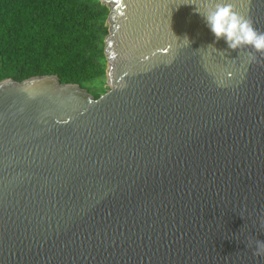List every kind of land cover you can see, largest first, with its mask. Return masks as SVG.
<instances>
[{
	"label": "water",
	"instance_id": "1",
	"mask_svg": "<svg viewBox=\"0 0 264 264\" xmlns=\"http://www.w3.org/2000/svg\"><path fill=\"white\" fill-rule=\"evenodd\" d=\"M99 1L107 93L0 82V264H264L247 246L264 241V56L215 42L208 0ZM230 2L264 32V0Z\"/></svg>",
	"mask_w": 264,
	"mask_h": 264
},
{
	"label": "trees",
	"instance_id": "2",
	"mask_svg": "<svg viewBox=\"0 0 264 264\" xmlns=\"http://www.w3.org/2000/svg\"><path fill=\"white\" fill-rule=\"evenodd\" d=\"M110 12L99 0H0V82L57 76L100 98Z\"/></svg>",
	"mask_w": 264,
	"mask_h": 264
},
{
	"label": "clouds",
	"instance_id": "3",
	"mask_svg": "<svg viewBox=\"0 0 264 264\" xmlns=\"http://www.w3.org/2000/svg\"><path fill=\"white\" fill-rule=\"evenodd\" d=\"M196 12L206 22L216 43L223 40L229 50L248 48L264 56V32L257 30L250 18L237 12L230 0H208L207 7L203 11L196 7ZM254 59V55L250 56V60ZM247 246L254 256L264 258V241L249 238Z\"/></svg>",
	"mask_w": 264,
	"mask_h": 264
},
{
	"label": "rangeland",
	"instance_id": "4",
	"mask_svg": "<svg viewBox=\"0 0 264 264\" xmlns=\"http://www.w3.org/2000/svg\"><path fill=\"white\" fill-rule=\"evenodd\" d=\"M108 68V66H107ZM103 92L107 93L109 91V85H108V80H107V75H106V83L105 85L102 87Z\"/></svg>",
	"mask_w": 264,
	"mask_h": 264
}]
</instances>
